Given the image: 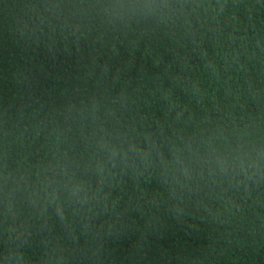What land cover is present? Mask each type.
I'll list each match as a JSON object with an SVG mask.
<instances>
[{
	"label": "trees",
	"instance_id": "obj_1",
	"mask_svg": "<svg viewBox=\"0 0 264 264\" xmlns=\"http://www.w3.org/2000/svg\"><path fill=\"white\" fill-rule=\"evenodd\" d=\"M151 2L0 0V264H264V0Z\"/></svg>",
	"mask_w": 264,
	"mask_h": 264
},
{
	"label": "clouds",
	"instance_id": "obj_2",
	"mask_svg": "<svg viewBox=\"0 0 264 264\" xmlns=\"http://www.w3.org/2000/svg\"><path fill=\"white\" fill-rule=\"evenodd\" d=\"M134 7L138 10L147 11L154 8L155 5L151 2V0H137V3L134 4ZM233 162L242 163V160L240 159L233 160L232 158L226 156H217L214 160V163L221 168H225Z\"/></svg>",
	"mask_w": 264,
	"mask_h": 264
}]
</instances>
